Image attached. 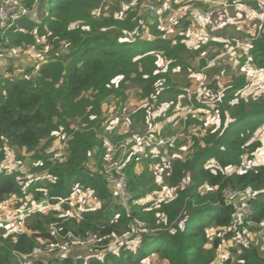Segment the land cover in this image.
Returning <instances> with one entry per match:
<instances>
[{
  "label": "trees",
  "instance_id": "16d2710c",
  "mask_svg": "<svg viewBox=\"0 0 264 264\" xmlns=\"http://www.w3.org/2000/svg\"><path fill=\"white\" fill-rule=\"evenodd\" d=\"M31 2L26 0L28 6ZM39 4L48 8L49 13L43 10L45 17L41 22H32L28 17L18 19L0 33V42H5V48L23 47L35 43L38 35H44L48 41H63L66 52L50 56L33 78L12 75L0 83V163L9 159L10 152L19 159L28 155L39 161L33 168L45 171L46 175L37 185L28 183L22 192L20 173L1 169L0 204L14 194H31L37 200L46 198L64 204L74 192L85 191L93 192L100 206L92 210L82 207L76 213H69L68 207V216L59 214L57 209L30 212L25 230L0 235V264H138L152 253H158L169 264H211L223 237L228 239L232 233L227 229L223 237H211L207 229L210 224L217 228L236 225L241 229L248 219L257 224L264 222V164L224 171L228 166L240 167L261 145L254 134L264 123V97H239L237 92L246 85L244 78L229 83L219 103L216 101L220 124L189 133L190 144L183 139L186 143L183 147L188 149L169 162L168 181L176 187L169 199L141 200L156 190V177L149 172L151 164L162 159L160 154L148 157V169L138 171L136 163L141 156L133 155L125 165L130 196L125 207L113 196L99 169L105 141L98 130L104 127L101 123L106 118L101 102L114 93L125 95L124 87L117 91L110 88V83L115 75L139 64L143 67L137 70L146 74L139 77L146 96L157 101L176 99V85L169 73L172 66L183 64L184 45L173 46L164 37L147 39L139 34L122 41L120 30L133 27L130 18L98 15L96 10L103 6L104 0H41ZM74 22L80 24L73 27ZM262 34L252 41L250 55L264 71ZM156 52L173 59L168 63V71L159 69L157 54H153ZM161 77L163 91L157 93L154 84ZM83 92H89L92 98L85 97ZM234 97L236 102L231 103ZM145 113L146 108L131 116L143 121L139 115ZM188 116L187 126L199 123L192 114ZM116 131V127H111L106 134L113 141L123 139L125 133L117 136ZM58 132L67 137L65 155L59 162L55 156L42 153L55 141ZM91 150H95L99 165L96 169L87 164ZM227 189L233 194H250L248 201L253 212L241 222L234 223L235 204L225 198ZM156 215L162 219L158 220ZM131 231L134 235L130 237L129 248L122 246L120 251L103 254L95 250L107 248L113 237H123ZM89 234L95 237V244L89 245L93 253L86 259L82 255L53 254L23 257L38 245L57 243L61 238L83 239ZM133 240H138L135 245L131 243ZM239 245L238 260L233 264H264V252L259 246ZM225 262L231 264L228 258Z\"/></svg>",
  "mask_w": 264,
  "mask_h": 264
},
{
  "label": "rangeland",
  "instance_id": "374dc122",
  "mask_svg": "<svg viewBox=\"0 0 264 264\" xmlns=\"http://www.w3.org/2000/svg\"><path fill=\"white\" fill-rule=\"evenodd\" d=\"M156 1L161 2L158 4L155 0H104L103 6L96 10L98 15L112 16L115 19L130 18L133 27L120 30L123 33L122 41L124 39L132 40L137 34L141 38L147 39L161 36L170 40L171 45L176 46V43H181L185 48L183 57L186 61L182 58L184 65L178 63L172 66L169 73L171 82L174 86L176 85V99L168 97L163 101H157L146 96L143 84L139 82V77H145L146 74L139 71L143 67L139 64L135 69L115 75L110 83V88L117 91L124 87L125 95L114 93L101 102L102 115L106 118L101 123L104 127L99 129L98 133L99 137L105 141V147L109 143H113V138L108 136L106 131L111 127H116V135L125 133L123 140L128 145L130 144L131 154L127 161H130L135 154L141 156V159L136 163L138 171L148 169L149 164L146 161L148 157L161 155L162 161L156 164L152 163V172H149L150 175L154 174L156 177L158 183L156 190L141 198V200L152 202L169 199L174 195L176 187L171 186L168 181L169 162L188 149L186 146L183 147L186 145L183 139H186L190 144L189 133L202 131L203 128L210 127L212 124H220L219 110H215V107L230 82L245 79L246 85L237 92L239 97L246 98L245 93L249 88L254 89V98L264 97V72L256 66L253 56L250 55L252 41L257 37H262V33H264V9L259 7L262 5V0H245L242 4L235 3L236 0ZM194 1H202V3L197 5ZM151 5L153 8H150ZM43 8L45 11L46 7ZM34 10L28 18L32 22H41L45 16H38L37 13H33ZM46 13L49 14L48 8ZM79 24L80 22H74L72 26ZM46 38L44 35H38L35 43L13 48H5V42H0V65L2 64L0 66V83L12 75H20V77L27 75V78H33L37 75L38 67L48 61L50 56L66 52L63 41L59 43L48 41ZM192 51L197 52L191 56L188 53ZM153 54H157L156 63L159 69L162 72L168 71V63L173 59L165 57L162 52ZM210 60H213V64H209ZM138 68L139 70H137ZM249 80L250 85H248ZM162 82L163 77L154 84L158 87L157 93L163 91ZM214 84L217 85L216 89ZM89 92H83V94L85 97L92 98ZM230 102L235 103V97ZM89 108L90 106L87 107V109ZM145 108L144 116L139 115L143 121L131 116L134 112ZM189 113L198 119V124L193 123L187 126V120L190 119ZM229 121L228 118L227 122ZM156 132L175 136V141L172 144L157 145L143 139L144 135H153ZM57 134L55 141L46 146L42 153L43 156H55L59 162L65 155L63 147L67 137L64 133L58 132ZM254 137L261 141V145L253 152L252 157L246 159L240 167H226L225 172L229 173L234 169L240 171L256 164H264V123L256 129ZM23 156L25 158L19 159L10 152L9 159L7 157L2 164L0 163V170L7 168L20 173L22 192L26 191L28 183L33 182L34 185H37L46 175L45 171L33 168V165L39 163L37 159L29 158L28 155ZM87 164L95 169L99 167L95 159V150L90 151ZM206 164L211 166L209 162ZM122 171L127 178L124 167ZM126 189L129 197V188ZM115 198L119 201L117 197ZM229 198L233 199L236 207H241L243 202L248 200V194L233 196L228 194L227 199ZM77 203L89 210L100 206V202L94 198L93 192H74L69 202H64V204H61L59 200L51 202L46 198L37 200L31 194H14L0 204V235H6L16 230H25L26 218L30 212H48L51 209H57L59 214L68 216V207L69 213L79 211L76 208ZM156 217L158 220L162 219L159 215ZM239 217H241V212H239ZM234 220V223L242 221L241 218ZM207 229L211 237L216 235L223 237L227 229H230L232 233L228 239L223 237V242L215 251V258L211 264H227L226 258L231 264L235 263L238 260L239 243L259 246L264 252V222L260 226L245 225L241 229L236 225L217 228L210 224ZM132 235H134L133 231L123 237H113L107 248L95 250L98 254H103L107 251H120L122 246L129 248ZM91 240L89 238L86 241L91 242ZM59 242L60 247L52 252L39 255L53 254L75 257L88 254V257L93 253L86 244L68 243L65 238H61ZM231 248H235V251H232ZM138 264L169 263L158 253H152Z\"/></svg>",
  "mask_w": 264,
  "mask_h": 264
},
{
  "label": "built area",
  "instance_id": "2783aa9c",
  "mask_svg": "<svg viewBox=\"0 0 264 264\" xmlns=\"http://www.w3.org/2000/svg\"><path fill=\"white\" fill-rule=\"evenodd\" d=\"M39 1L41 0H32L31 6H28L26 0H0V33L12 27L18 19L29 16ZM259 7L262 10L264 9V0H262V5ZM150 8H153V6L151 5ZM209 64H213V60H210ZM143 139L149 143L157 145L162 143L172 144L175 141V136L163 135L161 132H156L153 135H144ZM130 154V146L127 142L123 139L116 140L106 146L101 163V171L105 182L112 191L113 195L118 197V199H121V202L124 205L126 204V199L128 198V192L126 189L127 178L122 169L125 166ZM228 194L233 196V193L227 189L225 190L226 199ZM239 212H241V217H239ZM252 212L253 210L251 204L248 200L244 201L241 207H235V218H241V220H243L252 214ZM247 223L252 226H257V223H254L249 219L247 220ZM89 238L92 239L91 242L86 241ZM66 240L68 241V239ZM68 243L86 244L88 246L94 245L95 237L90 234L83 239L74 237L70 239ZM60 246V242L50 243L46 246L38 245L30 254L23 255V257L28 258L42 253L52 252Z\"/></svg>",
  "mask_w": 264,
  "mask_h": 264
},
{
  "label": "crops",
  "instance_id": "0c3cea01",
  "mask_svg": "<svg viewBox=\"0 0 264 264\" xmlns=\"http://www.w3.org/2000/svg\"><path fill=\"white\" fill-rule=\"evenodd\" d=\"M219 1V0H218ZM243 0H236L235 1V3H238V4H242L243 2H242ZM155 2H157L158 4L161 2V1H156L155 0ZM194 2H196V4L198 5V4H201L202 3V1H194ZM38 8V9H37ZM35 10H34V12L33 13H37L38 14V16H41V15H43V10H44V8H43V5L42 4H39V5H37L35 8H34ZM32 13V14H33ZM39 13H42V14H39ZM0 66H2V64L0 65ZM264 72V71H263ZM248 85H250V80H249V83H248ZM249 95H254V89L253 88H249V89H247L246 90V93H245V97H247V96H249ZM257 165V164H256ZM247 194H248V192H246ZM242 194H244V193H242ZM98 201V200H97ZM77 205H78V209L80 210L83 206H80L78 203H77ZM85 208V207H84ZM137 241L138 240H133L131 243H132V245H135L136 243H137ZM88 255V254H87ZM87 255H82L83 257H87Z\"/></svg>",
  "mask_w": 264,
  "mask_h": 264
},
{
  "label": "clouds",
  "instance_id": "9594fccd",
  "mask_svg": "<svg viewBox=\"0 0 264 264\" xmlns=\"http://www.w3.org/2000/svg\"><path fill=\"white\" fill-rule=\"evenodd\" d=\"M37 6V5H36ZM26 17H29V16H26ZM113 142V141H112ZM129 146H130V144H129ZM106 148V147H105ZM105 150V149H104ZM104 153V152H103ZM102 160H103V156H102ZM129 161H127L126 163H125V165L128 163ZM258 165V164H257ZM252 166H250L249 168H251ZM124 168H125V166H124ZM100 169V172L102 173V171H101V167L99 168ZM248 169V168H247ZM245 170V169H244ZM103 175V174H102ZM107 184V183H106ZM243 193H246V192H243ZM113 194V193H112ZM239 194H242V193H239ZM233 195H235V194H233ZM249 193H248V198H249ZM114 196V195H113ZM114 197H116V196H114ZM130 197V196H129ZM129 197H128V199H129ZM118 198V197H117ZM228 200V202L230 201H233V199L232 198H229V199H227ZM119 202L121 203V204H123L122 202H121V199H119ZM234 202V201H233ZM249 202V201H248ZM127 203H128V200L126 199V204L124 205L125 207H127L128 205H127ZM250 203V202H249ZM235 204V203H234ZM251 204V203H250ZM236 207V206H235ZM252 207V206H251ZM234 219H235V216H234ZM243 221V220H242ZM239 222H241V221H239ZM262 224V223H261ZM261 224H257V226H260ZM247 225H249V224H247ZM252 226V225H251Z\"/></svg>",
  "mask_w": 264,
  "mask_h": 264
},
{
  "label": "water",
  "instance_id": "95a60500",
  "mask_svg": "<svg viewBox=\"0 0 264 264\" xmlns=\"http://www.w3.org/2000/svg\"><path fill=\"white\" fill-rule=\"evenodd\" d=\"M229 203H230V201H229Z\"/></svg>",
  "mask_w": 264,
  "mask_h": 264
}]
</instances>
